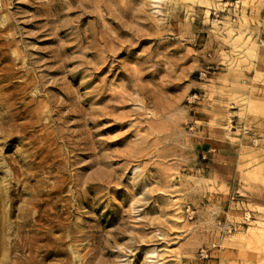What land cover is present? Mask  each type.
<instances>
[{
  "label": "rangeland",
  "instance_id": "obj_1",
  "mask_svg": "<svg viewBox=\"0 0 264 264\" xmlns=\"http://www.w3.org/2000/svg\"><path fill=\"white\" fill-rule=\"evenodd\" d=\"M2 4L0 255L30 225L16 262L264 264L231 194V158L264 168V0Z\"/></svg>",
  "mask_w": 264,
  "mask_h": 264
},
{
  "label": "crops",
  "instance_id": "obj_2",
  "mask_svg": "<svg viewBox=\"0 0 264 264\" xmlns=\"http://www.w3.org/2000/svg\"><path fill=\"white\" fill-rule=\"evenodd\" d=\"M236 153V152H235ZM255 159H246L241 162L239 156L231 158V194L243 195V202L250 205L253 212H250L251 221H264V212H258L254 208L264 210V168L259 170V164H254ZM252 164L251 167L245 168L243 171L240 167L246 164ZM231 197V207L235 205ZM232 214V212H231ZM234 214V213H233ZM264 241V235L259 236Z\"/></svg>",
  "mask_w": 264,
  "mask_h": 264
},
{
  "label": "bare ground",
  "instance_id": "obj_3",
  "mask_svg": "<svg viewBox=\"0 0 264 264\" xmlns=\"http://www.w3.org/2000/svg\"><path fill=\"white\" fill-rule=\"evenodd\" d=\"M3 4H4V2H3ZM3 4L0 6V8H1L0 10H3L4 9L5 5H3ZM2 23H3V21H2ZM9 27H10V24H8V23L3 24L0 27V33L3 34L6 30L9 29ZM5 38H3V37L0 36V56H1L0 62L8 61V56H7L6 53H3V51L8 50L10 43L8 44L7 43V40H5ZM2 80H5V79H2ZM42 204L43 203L41 201H38L36 203L37 207H40V208H41ZM40 208L37 209V211H36L35 214H31L30 216H29V214H27V218H28V219H26V222L27 223L30 222V220H34L35 223L36 222H40V223L41 222H48V223L51 222V220L49 219V216L50 215L49 214H47V215H41ZM26 227L27 228H25V229H22V228H19V227L17 229H15V237L11 240V242L9 244H7V246H8L7 247V252L5 254H1L0 255L2 257L1 260H0V262L6 264L8 262V261H6L7 260L6 259L7 258V254H8V258H10L11 261H13V259H15V263L14 262H11L9 260L10 263H8V264H37L36 263V260L34 258H31L30 256L24 257L22 259V262H20V263L19 262H16L17 259L19 258V256L16 254V251H18L17 248H16L17 243H33V242L42 240V237H39L38 236V233H35L33 235H30L29 234L30 232H32L31 228H29V227H31L30 225L29 226L26 225ZM50 229L52 230V229H55V228L51 227ZM55 242H56V240H52V243H55ZM2 249H3V247H2ZM39 251L40 250L37 248V253H39ZM48 253L49 252L46 251L45 252V255L41 256L40 258L45 257ZM11 255L13 256L12 259L10 257Z\"/></svg>",
  "mask_w": 264,
  "mask_h": 264
}]
</instances>
